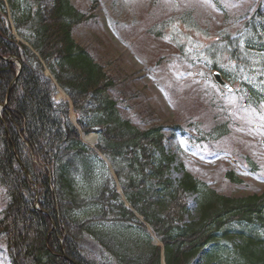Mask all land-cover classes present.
Listing matches in <instances>:
<instances>
[{
    "label": "trees",
    "instance_id": "1",
    "mask_svg": "<svg viewBox=\"0 0 264 264\" xmlns=\"http://www.w3.org/2000/svg\"><path fill=\"white\" fill-rule=\"evenodd\" d=\"M90 13L71 0H0V105L7 99L0 114V242L10 263L161 264L162 248L138 213L162 242L166 264H191L200 251L214 264H264V191L233 197L189 173L178 184L167 177L162 124L140 127L124 116L112 94L116 78L73 35ZM208 48L221 67L217 53L227 51L249 82L264 75L260 20H249L244 37L225 36ZM10 57L21 62L18 76ZM58 87L71 104L57 99ZM71 111L85 133H98L97 149L122 192L105 160L81 141ZM32 155L50 167V177ZM227 177L239 183L233 172ZM189 192L198 193L197 213L185 222Z\"/></svg>",
    "mask_w": 264,
    "mask_h": 264
},
{
    "label": "rangeland",
    "instance_id": "2",
    "mask_svg": "<svg viewBox=\"0 0 264 264\" xmlns=\"http://www.w3.org/2000/svg\"><path fill=\"white\" fill-rule=\"evenodd\" d=\"M72 1L80 8L96 2V16L76 27L74 37L111 69L119 83L113 95L124 89V116L140 126H164L172 157L168 175L176 181L189 171L223 194L261 193L264 102L249 104L243 92H221L202 49L221 34L244 31L258 12L264 22V0ZM181 18L189 23L182 25ZM174 124L181 128L174 131ZM228 170L241 181H229ZM195 201L190 194L186 221L195 215ZM84 245L103 255L91 241ZM200 256L193 264H214ZM0 264H9L3 244Z\"/></svg>",
    "mask_w": 264,
    "mask_h": 264
},
{
    "label": "bare ground",
    "instance_id": "3",
    "mask_svg": "<svg viewBox=\"0 0 264 264\" xmlns=\"http://www.w3.org/2000/svg\"><path fill=\"white\" fill-rule=\"evenodd\" d=\"M83 139L91 145L95 144V135L83 136Z\"/></svg>",
    "mask_w": 264,
    "mask_h": 264
},
{
    "label": "water",
    "instance_id": "4",
    "mask_svg": "<svg viewBox=\"0 0 264 264\" xmlns=\"http://www.w3.org/2000/svg\"><path fill=\"white\" fill-rule=\"evenodd\" d=\"M215 75H216V79H217L218 82H220L222 85H226L225 82H222L221 77H220L219 74L216 73Z\"/></svg>",
    "mask_w": 264,
    "mask_h": 264
}]
</instances>
